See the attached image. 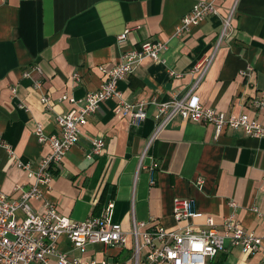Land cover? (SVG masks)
<instances>
[{"label":"crops","instance_id":"1","mask_svg":"<svg viewBox=\"0 0 264 264\" xmlns=\"http://www.w3.org/2000/svg\"><path fill=\"white\" fill-rule=\"evenodd\" d=\"M201 1L206 0H0V193L11 201L36 183L18 163L37 170L50 153L39 142L37 127L59 134L57 118L77 106L62 97L81 100L97 91L105 79L101 67L115 66L143 42L167 43L164 63L146 58L118 85L126 102L149 104L148 118L135 125L115 112L117 100L105 101L82 127L51 184L40 186L42 197L28 201L35 213H43L49 202L61 217L82 222L101 215L111 194L113 222L126 231V245H88L83 252L63 236L58 250L68 259L133 264L135 223L168 230L191 225L198 232L207 217L218 229L234 217L248 231L264 234V139L240 128L216 135L213 126L180 116L154 136L156 105L189 91L195 80L191 70L204 56L213 61L195 92L200 103L264 124V111L252 104L264 99V0H219L217 14L177 35L181 19ZM227 22L231 34L223 36ZM127 30L128 39L120 44L118 37ZM34 67L42 74L25 77ZM37 80L41 88L35 87ZM45 96L50 107L42 102ZM97 137L106 142L100 154L92 150ZM179 197L192 199L201 216L178 223L173 206ZM24 216L18 212V220ZM207 264L264 263L260 253L246 255L228 242L227 251Z\"/></svg>","mask_w":264,"mask_h":264},{"label":"built area","instance_id":"2","mask_svg":"<svg viewBox=\"0 0 264 264\" xmlns=\"http://www.w3.org/2000/svg\"><path fill=\"white\" fill-rule=\"evenodd\" d=\"M218 1L206 0L197 3L181 19L177 35L191 27L201 25L209 16L217 14ZM229 27L230 23L227 22L223 36L231 34V31H228ZM128 34L127 30L120 35L118 42L125 43ZM166 50L167 43L159 40L145 41L139 48L124 52L115 66L101 67L105 79L97 91L88 93L81 100L68 95L62 97V101L69 100L77 106L71 112L57 118L59 134L48 135L41 125L37 127L36 136L40 143L49 146L50 153L41 159L37 170L32 169L27 163H18L20 168L28 170L30 178H36V183L29 190L21 189L22 194L18 201H11L0 193V264H51L50 258L53 256L58 257L57 264H107L94 260L68 259L58 250L59 239L63 236L67 238L72 249L83 252H86L88 245L103 244L110 247L126 245V231L120 223L113 222L112 203H109L101 215L89 217L82 222H74L67 217H61L55 205L49 202L44 204L43 213H35L28 201L42 197L40 186L51 184L66 155L79 142L82 127L105 101L117 100L115 112L127 115L135 125H140L148 118L149 104L126 102L118 85L146 58L164 63L161 56ZM212 61L213 57L204 56L195 64L191 70L195 75L194 83L183 97L156 105L155 137L176 116H180L186 122L213 126L216 135L240 128L249 137L264 139V124L252 119L248 114H226L204 107L200 103L195 92L205 78ZM32 73L41 75L42 70L34 67L32 72L25 73L24 76L30 77ZM169 75L181 77V74L175 71H169ZM41 85V80L35 81L36 88H41ZM42 102L50 107L49 97H43ZM252 104L256 110L264 111L263 98L255 99ZM91 144L93 152L100 154L106 142L102 137H97L91 139ZM154 172L153 169L152 173ZM151 183H155L154 178ZM230 205L236 204L232 202ZM19 211L25 215L21 221L17 217ZM173 214L178 223L201 216V213L196 211L192 199L180 197L174 201ZM131 234L135 237L133 264H207L209 259H214L219 253L227 251L228 242L233 247H239L246 255L260 253L264 263V234L258 235L248 231L234 217L226 219L222 229L217 228L213 217H207L205 227L198 232L194 231L191 225L168 230L161 225L146 228L144 223H135Z\"/></svg>","mask_w":264,"mask_h":264},{"label":"water","instance_id":"3","mask_svg":"<svg viewBox=\"0 0 264 264\" xmlns=\"http://www.w3.org/2000/svg\"><path fill=\"white\" fill-rule=\"evenodd\" d=\"M110 201H111V194H109V196L107 197L106 207H108Z\"/></svg>","mask_w":264,"mask_h":264},{"label":"trees","instance_id":"4","mask_svg":"<svg viewBox=\"0 0 264 264\" xmlns=\"http://www.w3.org/2000/svg\"><path fill=\"white\" fill-rule=\"evenodd\" d=\"M58 173V171H56V174Z\"/></svg>","mask_w":264,"mask_h":264}]
</instances>
